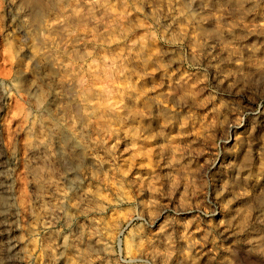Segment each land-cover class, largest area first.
<instances>
[{
    "label": "clouds",
    "instance_id": "clouds-1",
    "mask_svg": "<svg viewBox=\"0 0 264 264\" xmlns=\"http://www.w3.org/2000/svg\"><path fill=\"white\" fill-rule=\"evenodd\" d=\"M0 264H264V0H0Z\"/></svg>",
    "mask_w": 264,
    "mask_h": 264
}]
</instances>
